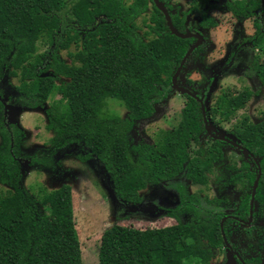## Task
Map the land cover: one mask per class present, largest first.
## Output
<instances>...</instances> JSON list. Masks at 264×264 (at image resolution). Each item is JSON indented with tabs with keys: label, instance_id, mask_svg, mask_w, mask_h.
Segmentation results:
<instances>
[{
	"label": "trees",
	"instance_id": "obj_1",
	"mask_svg": "<svg viewBox=\"0 0 264 264\" xmlns=\"http://www.w3.org/2000/svg\"><path fill=\"white\" fill-rule=\"evenodd\" d=\"M190 4L184 11L168 4L164 8L180 35L198 33L204 45V34L189 28L187 17L199 15L203 28L211 24L204 11L207 0H192ZM262 4L264 0H231L225 9L231 18H249L260 16ZM139 19L141 26L137 25ZM252 26L253 35L242 42L262 51L261 62H251V68L264 87V25L257 19ZM137 31L142 33L138 36ZM40 38L49 45L42 54L37 53ZM196 41L173 35L151 0H0V82L4 75L19 77L16 88L24 95L7 103L33 110L49 102L46 129L53 131L50 149L30 162L50 169L54 155L81 145L88 150L81 159H98L112 177L116 197L124 202L141 203L140 192L150 183L166 181V186L177 192L178 203L168 214L174 225L110 227L102 233L97 264H211V247L218 246L214 242L224 247L220 221L234 207L203 189L189 193L188 183L208 189L214 177L225 187L246 191L232 214L248 217L257 175L244 160L249 155L227 156L224 142L205 137L204 117L194 98L178 92L185 98L178 120H170L169 125L177 122L170 130L160 131L161 137L153 144L130 142L139 122L151 119L157 113L156 106L173 90L171 79ZM72 45L75 52L69 51ZM62 51L67 52L69 63L61 59ZM202 52L204 46H198L191 56ZM235 54L231 52L229 60ZM190 57L177 85L206 105L213 133L233 140L259 159L254 223L243 230L250 232L252 239L247 251L240 242L232 241V220L224 222L223 232L243 259L235 258L236 264H261L264 226L257 228L256 223L264 220V113L257 123L244 118L234 127L233 136L216 131L215 124L229 121L255 95L246 87L236 93L227 90L207 106L206 92L187 75L193 63ZM213 73L209 72L207 87ZM57 78L61 79L59 84ZM2 94L0 89V98ZM109 100L127 111L126 118L107 109ZM5 116L0 99V184L9 187L0 190V264H83L70 186L35 194L22 188L19 161L23 133L7 124ZM201 138L207 141L202 144ZM221 164H225V172L219 168Z\"/></svg>",
	"mask_w": 264,
	"mask_h": 264
},
{
	"label": "rangeland",
	"instance_id": "obj_2",
	"mask_svg": "<svg viewBox=\"0 0 264 264\" xmlns=\"http://www.w3.org/2000/svg\"><path fill=\"white\" fill-rule=\"evenodd\" d=\"M228 1L231 0H207L204 11L206 17L211 20V24L205 28H201L198 15L189 17V25L202 32L206 41L204 45L202 44L204 52L190 57L193 63L187 75L193 82L199 83L201 92H206L205 97L209 107L214 104L217 96L227 90L236 93L246 87L255 95L229 121L215 124L216 130L219 128L220 131L233 136L234 127L244 118L257 123L264 113V87L259 84L251 68V62H261L262 51L251 44H246L247 46L244 47L242 43V39L253 35L254 21L261 17L264 25V13L262 16L253 15L249 18H231L225 9V3ZM171 2L175 8L187 10L192 0H171ZM212 23L216 26L212 27ZM137 25L141 26V19L137 21ZM141 31H137L138 36L142 33ZM48 47V41L40 38L37 43V53H44ZM75 50L76 48L72 45L69 51L75 52ZM231 52H235L236 57L230 60L228 65H224ZM60 57L63 61L70 62L66 51L60 52ZM212 70L217 73L207 87L209 72ZM18 78L4 75L0 82V89L3 92L0 99L5 105H9L7 102L10 99L24 96L16 88L19 85ZM60 82L61 79L57 78L56 83ZM160 104L162 105H159L157 113L151 119L137 125L132 132L131 138L134 139L130 140L132 145L140 143L151 145L154 140L161 137L160 131L170 130L171 124L175 125L177 121H171L170 125L167 122L178 120L180 111L185 105V98L172 90ZM9 107V113L5 116L6 123L15 125L23 133L20 145L21 186L34 194L40 190L50 192L62 185L70 186L74 222L83 264H97L102 233L114 225L146 229L164 228L175 224L167 217V210L177 204L176 197L168 198L164 189L147 187L140 192L142 201L139 204L120 200L113 191L110 173L105 170L99 160L94 157L87 161L81 159L88 153L84 146L73 145L54 155L50 169L41 166L40 163H31L32 157L50 149L48 141L52 138L53 131L46 129L49 121L46 114L49 102L42 109H27L19 103L11 104ZM107 109L121 118L127 116V111L117 101L109 100ZM225 153L227 156L235 155L231 150H225ZM8 189V186L0 184L1 191ZM197 189L196 186L188 185L189 193L196 192ZM230 189L238 193L240 197L246 194V191L217 183L214 177H211L209 188L205 192L210 197L223 198L228 204H232L233 194L227 191ZM161 196H165L166 200L164 201ZM153 200L159 202L158 206L148 204ZM242 236L244 245L248 247L247 244L252 239H249V234L244 233ZM214 244L218 246L211 247L213 252L211 264H234L230 253L222 248V244L216 241Z\"/></svg>",
	"mask_w": 264,
	"mask_h": 264
},
{
	"label": "flooded vegetation",
	"instance_id": "obj_3",
	"mask_svg": "<svg viewBox=\"0 0 264 264\" xmlns=\"http://www.w3.org/2000/svg\"><path fill=\"white\" fill-rule=\"evenodd\" d=\"M152 2H153V0H151ZM164 1V2H163ZM163 1H159V0H157V2L158 3H160V4H162L165 8H166V6H165V4L167 5H170L171 7H172V9H179L180 10V8H175L173 5H172V2H171V0H163ZM153 4H154V2H153ZM263 6H264V4H262ZM191 6V5H190ZM190 8V7H189ZM188 8V9H189ZM187 9V10H188ZM180 11H182V10H180ZM184 11V10H183ZM263 13H264V10H262L261 11V14H260V16H262L263 15ZM169 15V14H168ZM194 14H192V15H190V16H188L187 17V24H188V27L189 28H191V29H193V30H196L197 31V29H194V28H192L190 25H189V17H191V16H193ZM196 15V14H195ZM199 16V15H198ZM237 18H239V17H237ZM240 18H242V17H240ZM260 19H261V17H260ZM262 20V19H261ZM172 22V21H171ZM202 22V20H201V17L199 16V24ZM173 25V24H172ZM201 26V25H200ZM201 28H203L202 26H201ZM243 44H244V47H246L247 45L246 44H250V43H244V42H242ZM203 44V42L201 43V45L200 46H203L202 45ZM252 45V44H251ZM235 53V52H234ZM235 57H236V54H235ZM235 57H232L230 60H232V59H234ZM229 60V57L226 59V61H230ZM225 61V62H226ZM225 62H224V65H226L225 64ZM183 68V67H182ZM182 70V69H181ZM176 72V71H175ZM181 72V71H180ZM213 75H210V76H214V75H216V73H217V71H214L213 70ZM180 74V73H179ZM179 76V75H178ZM178 78V77H177ZM212 83V80H211V82L209 83V85ZM208 84V83H207ZM176 85H177V80H176ZM208 85V86H209ZM178 86V85H177ZM179 87H181V86H179ZM172 88V87H171ZM173 89V88H172ZM174 91H176V92H179V91H177V90H175V89H173ZM168 92H171V91H168ZM2 101V100H1ZM3 103V102H2ZM4 104V103H3ZM200 104V103H199ZM159 105H162V104H158L157 106H156V109H158V107H159ZM201 105L203 106V108H204V117H205V119H207L208 117H207V115H206V105L205 104H200V107H201ZM202 115H203V113H202ZM6 118V117H5ZM207 121H208V119H207ZM142 122H144V121H142ZM141 122H139V124H140ZM203 123H204V120H203ZM208 123V122H207ZM167 124H169L168 122H167ZM205 126V125H204ZM216 130V129H215ZM206 131V130H205ZM216 131H218L220 134H224V132H222V131H220L219 130V128L216 130ZM206 133V132H205ZM211 134H212V136H214V137H218L217 136V134H215V133H213L212 131H211ZM207 135V136H206ZM206 135H205V137H208V138H210V139H212V140H219V139H215V138H213V137H211V136H209L207 133H206ZM223 136V135H222ZM222 136H220V137H222ZM225 140H219V141H221V142H224L225 143V146L223 147V151H224V153H225V150H231V151H233L234 153H235V155H236V157L238 158V156L240 155V156H242V154H243V148L244 147H242L241 145H239L238 143H236V142H234L233 140H231V139H229V138H226V137H223ZM201 140H202V138H201ZM203 140H205V142L207 141V138H203ZM202 142V141H201ZM205 142H202V144H204ZM232 143H235L237 146H240L241 147V149L240 148H237L236 146H233L232 145ZM153 144V143H152ZM80 146V145H79ZM226 154V153H225ZM248 155V154H247ZM252 155V156H251ZM244 160H246L248 163H249V165H250V167H251V169H252V171L253 172H255L256 171V173H258V170L260 169V165H259V159L258 158H255L254 157V155L252 154V153H250L249 154V159H244ZM237 162L240 164L242 161L240 160V159H237ZM222 168L223 169V171H224V168H225V164L224 165H219V168ZM225 172V171H224ZM174 181H176V180H178V179H176V178H174L173 179ZM210 184V183H209ZM167 183H166V181H161V182H158V183H150V184H148V188L149 187H158V188H161V189H164L165 191H166V194H167V196H168V198L170 197V196H173V197H176L177 198V192H175V190H171V189H169L167 186ZM188 185H191L190 183H188ZM187 185V186H188ZM231 188H234V187H232L231 186ZM199 189H203L204 191H207L206 190V188H200V187H198V189L197 190H199ZM188 190V189H187ZM228 191V193H231V194H233V203L232 204H228V205H230V206H232V207H234L233 209H231V210H227L226 211V215L221 219V221H220V224H221V222H223V224H224V222L227 220V219H230V220H232L234 223L232 224V230H233V232H234V234L232 235V241H237L238 243L240 242L241 243V246L243 247V248H245V250L247 251V246L246 245H244V243H243V241H242V239H243V236H242V234H244L243 233V230H249V228H251L252 227V224L254 223L253 222V216H254V211H255V208H254V205H255V202H253L252 203V208H251V211H252V214H251V220H250V202H249V212H248V217H247V219H241V218H239V217H237V216H235V215H233L232 213H233V211L238 207V203L240 202V196H239V194L238 193H234V191L233 190H227ZM251 192H252V189H251ZM250 196H251V193H250ZM161 198L165 201L166 200V198H165V196H161ZM222 200H224V199H222ZM251 200V199H250ZM158 203L159 202H157V201H155V200H153V201H151V202H148V204H152V205H154V206H158ZM177 203H178V201H177ZM173 208V207H172ZM171 211V208H169L168 210H167V217H168V214H169V212ZM168 218H170V217H168ZM170 219H172L174 222H175V220L173 219V218H170ZM176 223V222H175ZM223 224H222V227H220V229H221V235H222V238H223V248L226 250V251H228L229 253H230V255H231V257H232V259H233V262H234V264H236V261H235V258L236 259H238V260H240V261H242L243 259H242V257H241V255H240V253H238V251L234 248V247H232L231 245H230V243L228 242V240L226 239V237H225V235H224V232H223ZM264 226V220H259V221H257V223H256V227L257 228H260V227H263ZM234 229L236 230V232L234 231ZM248 234V232H246L245 233V235H247ZM252 234V233H251ZM249 235H250V232H249ZM242 237V238H241ZM224 238L226 239V241H227V243H228V245H229V247H226L225 246V243H224ZM242 241V242H241ZM254 245V242H252V246Z\"/></svg>",
	"mask_w": 264,
	"mask_h": 264
},
{
	"label": "water",
	"instance_id": "obj_4",
	"mask_svg": "<svg viewBox=\"0 0 264 264\" xmlns=\"http://www.w3.org/2000/svg\"><path fill=\"white\" fill-rule=\"evenodd\" d=\"M153 2H154V4L156 5V7L159 9V11L164 15L165 20H166V22H167V25H168V27H169V29H170V32H171L173 35H175V36H177V37H180V38H196V39H197L196 43H195L194 45H192V46L187 50V52H186L184 58H183L182 61L180 62L179 67L177 68L176 72L174 73V75H173V77H172V79H171V87H172L173 89H175V90H177V91L183 93V94L189 95L190 97L194 98L198 103L202 104V100H201V99H198V98H197L194 94H192L190 91H188L187 89H185V88H183V87H179V86H177V85H176V80H177V77H178V75H179V73H180V71H181V69H182L184 63H185L186 60L191 56V54H192V52L194 51V49H196L198 46L201 45V43L203 42V38H202V36H201L200 34L195 33V32H187L184 36L180 35V34L175 30L174 26L172 25L171 18H170V16L168 15V13H167L166 9L164 8V6H163L162 4H160V3H158L157 0H153ZM9 108H10L9 105H7V104L5 105V104H4V112H5V115H7V114L9 113V111H8ZM201 110H202L203 117H204V108H203L202 105H201ZM204 125H205L206 133H207L209 136H211V137H213V138H215V139L225 140L223 137H220V136H218V137H214V136H212V134H211V130H210V127H209V125H208L207 120L205 119V117H204ZM232 145H233V146H236L237 148H240V149H241V147H240V146H237L235 143H232ZM242 150H243V153H244V154H246V155H247V154H248V155L250 154L249 151H248L247 149L243 148ZM251 156H252V155H251ZM19 162H20V161H19ZM260 176H261V171H260V169H259V170H258V173H257V175H256V178H255V180H254L253 186H252L251 200H250V201H251V202H250V213H249V214H250V220H251V214H252V211H251L252 203L254 202V197H255V193H256V189H257V186H258V181H259V179H260ZM222 224H223V222H221L220 227H222ZM224 243H225V246H226V247H229V245H228V243H227V241H226L225 238H224ZM261 264H264V260L262 261Z\"/></svg>",
	"mask_w": 264,
	"mask_h": 264
}]
</instances>
